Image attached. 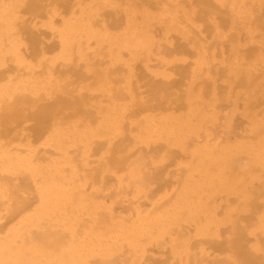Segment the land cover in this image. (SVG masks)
<instances>
[{"label": "bare ground", "instance_id": "6f19581e", "mask_svg": "<svg viewBox=\"0 0 264 264\" xmlns=\"http://www.w3.org/2000/svg\"><path fill=\"white\" fill-rule=\"evenodd\" d=\"M0 264H264V0H0Z\"/></svg>", "mask_w": 264, "mask_h": 264}]
</instances>
